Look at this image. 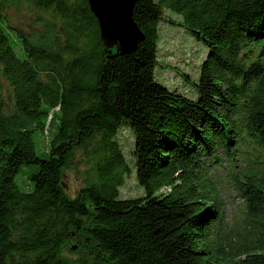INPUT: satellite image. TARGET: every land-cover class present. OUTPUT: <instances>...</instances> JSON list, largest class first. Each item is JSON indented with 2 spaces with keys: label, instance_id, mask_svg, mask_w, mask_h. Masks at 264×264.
<instances>
[{
  "label": "trees",
  "instance_id": "16d2710c",
  "mask_svg": "<svg viewBox=\"0 0 264 264\" xmlns=\"http://www.w3.org/2000/svg\"><path fill=\"white\" fill-rule=\"evenodd\" d=\"M133 18L145 36L122 53L88 0H0V264H264V166L234 177L244 215L228 230L208 165L264 155V0H139ZM164 23L207 46L198 76L182 74L196 97L156 78ZM123 127L140 197L120 193Z\"/></svg>",
  "mask_w": 264,
  "mask_h": 264
},
{
  "label": "rangeland",
  "instance_id": "374dc122",
  "mask_svg": "<svg viewBox=\"0 0 264 264\" xmlns=\"http://www.w3.org/2000/svg\"><path fill=\"white\" fill-rule=\"evenodd\" d=\"M13 22L18 25H26L28 23V15L25 11H11ZM168 16H174L178 22L182 21V16L173 10L166 9ZM171 19V18H170ZM160 67L156 68V78L169 88L187 94L190 97H196L195 87L191 81H184L183 73L190 78H196L200 73L201 64L207 56V46L196 38L193 34L186 31L179 24L172 23L160 25ZM21 52V51H20ZM6 89H8L5 83ZM119 140L121 141L124 152L131 165V172L126 175L125 183L120 188L122 198H134L145 195L144 188L137 180L136 167L134 163V132L128 127H123L119 132ZM45 140L46 137L44 138ZM41 136L36 135L38 149L45 146V140ZM247 151L240 153L234 152V160L230 157L222 155L221 165L217 162L209 163L211 167L210 176L217 185L219 197L223 202V210L225 220L223 227L231 229L237 228L242 222L244 211V199L241 196L238 186L234 183V177L242 173L241 169L249 170L252 167L262 168L264 163V155L260 154L253 148H246ZM40 151V150H39ZM232 157V156H231ZM238 158V161L236 159ZM240 167H235V164ZM87 167L84 163H78L74 168L68 170L64 177L67 191L70 195L77 194L79 189L85 183V171ZM22 184V178L19 180ZM67 255L75 259L76 254L67 252Z\"/></svg>",
  "mask_w": 264,
  "mask_h": 264
},
{
  "label": "water",
  "instance_id": "95a60500",
  "mask_svg": "<svg viewBox=\"0 0 264 264\" xmlns=\"http://www.w3.org/2000/svg\"><path fill=\"white\" fill-rule=\"evenodd\" d=\"M88 1L98 19L106 46H117L122 53H131L138 48L145 36L133 18V8L139 0Z\"/></svg>",
  "mask_w": 264,
  "mask_h": 264
}]
</instances>
